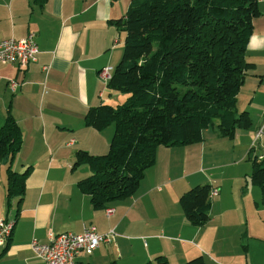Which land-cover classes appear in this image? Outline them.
Segmentation results:
<instances>
[{
	"label": "crops",
	"instance_id": "0c3cea01",
	"mask_svg": "<svg viewBox=\"0 0 264 264\" xmlns=\"http://www.w3.org/2000/svg\"><path fill=\"white\" fill-rule=\"evenodd\" d=\"M129 2L45 0L39 6L0 0V41L31 35L37 50L24 68L0 62V126L9 114L20 131L12 162L16 172L31 166L19 203L13 199L6 205V164L0 163V218L13 223L0 248V264H44L29 249L31 240L44 244L48 236L77 234L85 226L114 236L89 255H77L73 264H154L157 256L167 264L194 257L203 264H264V202L248 180L250 163L243 160L250 148L253 155H264V0L257 2L259 15L251 22L244 53L254 69L236 99L255 127L237 130L232 140L204 129L197 143L158 146L135 193L103 207L92 208L77 188L89 172L84 166L70 169L74 152L102 155L113 134L112 125L86 127L83 115L88 107L122 100L97 72L108 67L111 74L121 57L123 34L109 20L121 17ZM9 80L17 84L13 91ZM259 118L262 135L255 141ZM227 147L233 160L217 165L204 160ZM198 184H210L217 194L206 222L195 226L185 219L178 197ZM106 208L111 215H105Z\"/></svg>",
	"mask_w": 264,
	"mask_h": 264
},
{
	"label": "trees",
	"instance_id": "16d2710c",
	"mask_svg": "<svg viewBox=\"0 0 264 264\" xmlns=\"http://www.w3.org/2000/svg\"><path fill=\"white\" fill-rule=\"evenodd\" d=\"M41 5L45 0H30ZM258 0H130L124 14L109 20L123 34L121 57L107 81L109 90L127 95L115 106L88 107L86 127L113 126L106 153L74 152L70 169L85 166L77 181L92 208L135 193L144 172L155 162L158 146H186L201 140L204 129L232 140L237 130L251 128L246 111L236 113V96L254 65L244 58L251 22L259 15ZM21 135L7 114L0 126V163L4 162L5 203H19L31 170L11 169ZM249 182L264 202V155L250 156ZM210 184L195 185L178 197L191 225L209 216ZM154 264H167L161 257ZM144 264H151L150 262ZM181 264H203L201 257Z\"/></svg>",
	"mask_w": 264,
	"mask_h": 264
},
{
	"label": "built area",
	"instance_id": "2783aa9c",
	"mask_svg": "<svg viewBox=\"0 0 264 264\" xmlns=\"http://www.w3.org/2000/svg\"><path fill=\"white\" fill-rule=\"evenodd\" d=\"M36 46L32 36L28 35L23 40L9 38L0 41V62L15 64L18 68H24L34 61ZM111 68L104 67L97 72V77L107 84L110 77ZM8 87L13 91L17 84L13 80L8 81ZM259 129L254 139L260 138ZM217 194L215 189H211L209 197ZM111 208L105 209V215L112 213ZM13 223L0 218V248L5 247L10 236ZM114 234L99 235L92 226H85L80 233L63 232L55 236H48L47 243L41 244L35 240L29 243V249L33 255L43 261L44 264H73L74 258L80 253L89 255L99 244L109 243Z\"/></svg>",
	"mask_w": 264,
	"mask_h": 264
},
{
	"label": "rangeland",
	"instance_id": "374dc122",
	"mask_svg": "<svg viewBox=\"0 0 264 264\" xmlns=\"http://www.w3.org/2000/svg\"><path fill=\"white\" fill-rule=\"evenodd\" d=\"M126 9V8H125ZM125 9H124V11H125ZM119 38V42H120V36H118ZM117 41V40H116ZM118 43V42H117ZM121 50H122V47H121ZM247 76H251V74H248ZM247 76H246V78H247ZM244 83H243V85L242 86H244V84H245V81H243ZM241 90V88L239 89V91ZM239 91H238V93H239ZM238 93H237V95H238ZM118 96H121V98H117L118 100H121V101H119V102H115V100H114V102H112L111 103V105H113V106H115V105H118V104H120V103H122L125 99H126V97H127V95H125V94H122V93H118ZM116 99V100H117ZM236 99H237V96H236ZM117 100V101H118ZM235 108L236 109H239V111H241L240 110V108H239V104H235ZM239 111H237L236 113H238ZM250 118H251V120H252V123H253V125H251V127H255V124H254V118H252L251 116H249ZM262 121H263V119L261 120L260 118H259V120H258V123L259 124H256V125H258V126H256L257 127V130H256V132L259 130V129H261L260 127H261V123H262ZM210 131V130H209ZM244 131H247V130H244ZM255 132V133H256ZM261 133H262V129H261ZM255 135V134H254ZM261 135L262 134H260V137H261ZM255 141H257V140H255ZM108 142H109V140H108ZM229 146H230V143H227ZM108 147V146H107ZM107 151V150H106ZM224 152V153H223ZM104 153H106V152H104ZM253 155V153L252 152H250V156H252ZM234 159V154L231 152V150L230 149H228V147H227V149L225 150V151H222V152H220V153H216V154H214V155H210V156H208L206 159H204V160H212V161H214L213 163L214 164H219V163H225L226 161H229V160H233ZM243 160H247V157H245L244 156V158H243ZM13 162V161H12ZM16 168H18V166H16V164L15 163H13V165L11 164V169H12V171H14V172H16L17 171V169ZM80 168V167H79ZM84 168L87 170L88 168L87 167H85L84 166ZM78 169V168H77ZM76 169V170H77ZM89 172V170H87V173Z\"/></svg>",
	"mask_w": 264,
	"mask_h": 264
}]
</instances>
